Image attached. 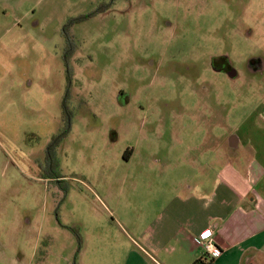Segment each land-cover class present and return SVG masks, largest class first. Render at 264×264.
Returning <instances> with one entry per match:
<instances>
[{
  "label": "rangeland",
  "instance_id": "obj_1",
  "mask_svg": "<svg viewBox=\"0 0 264 264\" xmlns=\"http://www.w3.org/2000/svg\"><path fill=\"white\" fill-rule=\"evenodd\" d=\"M209 55L237 76L190 84ZM259 114L264 0H0V264H119L156 180H218Z\"/></svg>",
  "mask_w": 264,
  "mask_h": 264
},
{
  "label": "crops",
  "instance_id": "obj_2",
  "mask_svg": "<svg viewBox=\"0 0 264 264\" xmlns=\"http://www.w3.org/2000/svg\"><path fill=\"white\" fill-rule=\"evenodd\" d=\"M258 120L264 127V115ZM231 145L232 157L218 161V180H156L140 212L139 243L129 235L119 264H191L203 255L207 264H264V150L235 135ZM196 238L220 254L210 256Z\"/></svg>",
  "mask_w": 264,
  "mask_h": 264
},
{
  "label": "flooded vegetation",
  "instance_id": "obj_3",
  "mask_svg": "<svg viewBox=\"0 0 264 264\" xmlns=\"http://www.w3.org/2000/svg\"><path fill=\"white\" fill-rule=\"evenodd\" d=\"M254 58V57H253ZM259 60V58H255V59H249L247 61V66L251 67L253 70L256 69V65L255 63ZM193 72L191 73V75L189 76V79L187 81H189L190 84L194 85L195 87H197V85L199 86H206L209 87L210 83L207 80H201V76H202V71L205 68H209L211 71H215V72H222L225 73L227 76H232V77H236L237 73L236 71H234L233 69V65L230 62L229 58H227L224 55H209L208 57L204 58V60L201 62L200 60H198V64L196 62L193 63ZM256 108V109H255ZM254 110H257L258 108L255 107ZM231 137L232 135L229 134L226 137V143L231 145ZM232 146V145H231Z\"/></svg>",
  "mask_w": 264,
  "mask_h": 264
},
{
  "label": "trees",
  "instance_id": "obj_4",
  "mask_svg": "<svg viewBox=\"0 0 264 264\" xmlns=\"http://www.w3.org/2000/svg\"><path fill=\"white\" fill-rule=\"evenodd\" d=\"M63 60L65 61V63L67 62V60L72 56V54L74 53V49L71 47H63ZM63 108H62V113H63V122H64V117L67 115V110H66V106H65V102H63ZM67 120H68V116H66ZM67 129H64L62 131H60V133H58L54 138H52V143L50 145H52L53 143H57L56 141H58L59 139H61L67 132ZM131 150H126V153H130ZM208 258H206V256H202L201 258L193 261L191 264H207L208 263ZM210 261V260H209Z\"/></svg>",
  "mask_w": 264,
  "mask_h": 264
},
{
  "label": "built area",
  "instance_id": "obj_5",
  "mask_svg": "<svg viewBox=\"0 0 264 264\" xmlns=\"http://www.w3.org/2000/svg\"><path fill=\"white\" fill-rule=\"evenodd\" d=\"M197 244L202 248L204 252L212 257H216L220 254V250L210 240L196 238Z\"/></svg>",
  "mask_w": 264,
  "mask_h": 264
}]
</instances>
